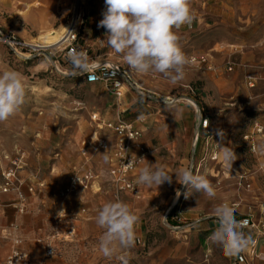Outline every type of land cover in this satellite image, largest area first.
<instances>
[{
	"label": "rangeland",
	"instance_id": "obj_1",
	"mask_svg": "<svg viewBox=\"0 0 264 264\" xmlns=\"http://www.w3.org/2000/svg\"><path fill=\"white\" fill-rule=\"evenodd\" d=\"M197 1L204 7L196 12L198 21L191 33H179V44L187 57L211 54L214 70L188 65L185 78L173 84L158 73H137L123 59L114 60L118 56L105 41L97 43L99 60L120 64L135 87L121 81V90L129 88L136 95L142 90L144 95L138 96L146 114L168 116L165 105L159 103L166 96L193 111L185 124L181 153L169 159L158 152L171 167V183L130 200L108 183L109 159L105 161L104 156L110 152L95 150L90 142L94 134L107 143L113 141L111 131L99 128L91 115L118 120L116 106H107L115 96L109 90L107 97L108 87L102 82L97 87L85 82L64 57L62 45L55 49L35 43L41 32L55 29L64 34L72 10L61 9L60 0H0V29L40 47L38 54L27 57L12 54L0 44V72L20 73L26 88L20 110L0 122V184L2 171L23 153L19 190L25 200L20 211L14 189L0 193V260L19 239L20 246L31 254L32 264H123L116 258L120 255L129 264H232L220 246L210 239L202 244L196 237L197 226L216 219L214 208L220 204L230 206L235 219L250 217L253 225L246 236L264 242V156L253 151L264 144V75L253 76L256 69L248 72L249 68L245 71L247 67L237 64L231 71L225 67L229 61L238 63L241 57L242 63L264 62V0ZM81 14L83 29L92 11L82 10ZM97 31L106 37V29L97 26ZM230 45L238 46L241 53L227 60ZM248 76L258 77L253 87L246 83ZM105 97L109 98L106 102ZM197 108L207 114L206 129L194 126ZM135 115L125 112L119 119L131 123ZM255 124L262 128L260 132ZM249 134L253 140L245 138ZM150 136L149 131L144 132L145 141L155 147L156 139ZM226 149L236 154L232 167L224 159ZM211 152L216 153L215 160H211ZM180 167L204 176L214 186L215 197L191 188L186 195L187 187L176 180L175 170ZM84 172H91L94 178L88 186L60 198L59 190ZM30 185L37 190L29 192ZM117 198L127 203L139 220L134 246L123 251L117 247L108 259L99 250L103 229L95 221L103 204ZM46 243L55 248L50 257L44 255ZM256 251L259 258L253 256L255 264H264L258 246Z\"/></svg>",
	"mask_w": 264,
	"mask_h": 264
},
{
	"label": "clouds",
	"instance_id": "obj_2",
	"mask_svg": "<svg viewBox=\"0 0 264 264\" xmlns=\"http://www.w3.org/2000/svg\"><path fill=\"white\" fill-rule=\"evenodd\" d=\"M105 4L106 11L98 27L106 29L105 43L131 69L140 74H161L173 84L185 78L190 59L181 49L177 30L194 20L191 0H105ZM68 58L77 66L83 60L78 52H70ZM25 97L26 88L21 74L14 70L0 72V122L14 116L25 103ZM253 151L264 156V144L254 147ZM104 159L107 161V155ZM224 159L232 167L236 154L226 149ZM175 175L177 182L187 187L186 195L190 194L191 188L209 198L215 197L214 186L204 176L194 174L191 168L181 169ZM171 181L172 175L162 166L150 165L139 169V184L158 187ZM214 215L218 227L210 240L220 246L225 255L235 256L254 243L251 236L242 231L243 222L235 219L230 206L217 205ZM138 220L129 205L118 198L103 204L95 222L103 229L98 247L105 258L111 259L117 247L123 251L134 246ZM116 258L123 264H129L123 255Z\"/></svg>",
	"mask_w": 264,
	"mask_h": 264
},
{
	"label": "built area",
	"instance_id": "obj_3",
	"mask_svg": "<svg viewBox=\"0 0 264 264\" xmlns=\"http://www.w3.org/2000/svg\"><path fill=\"white\" fill-rule=\"evenodd\" d=\"M86 0H74L72 6L71 17L68 22L65 35L62 38V46L64 50V57L67 61H70L68 54L70 52H78L82 55L83 60L81 65L76 66V72L81 76H84L85 82H102L115 98L119 99L123 91L121 90V81L126 82L128 86H132L130 82L129 75L119 64L108 63V62H92L89 59V54L85 48H82V45L79 41V32L82 25L81 21V11ZM0 44L4 45L8 50L15 55H26L30 57L31 55H36L40 52V47H34L24 42L21 39L16 38L14 35L4 32L0 29ZM191 64H198L203 67L205 70L211 71L215 69L213 64L212 55L204 54L200 56H189ZM71 62V61H70ZM235 66L234 62H227L225 67L228 71H231ZM264 78V76H263ZM258 77L246 78V83L249 87H253ZM140 94H143L142 90L139 91ZM177 99L174 97L164 98V102L172 104ZM198 128L206 129L208 126V118L206 112L204 113L201 109L196 110ZM91 120L98 122L102 127L112 131L115 135V144L112 148V157L110 159L109 170L107 171L108 183L115 187L117 193H130L134 198L140 197V192L138 185L133 180V172L135 168L152 152V148L143 144L141 141V131L134 127L129 122L124 120L116 121H103L97 114L91 115ZM98 124V125H99ZM255 129L257 132L262 130L257 124H255ZM90 137L92 142L93 149H107L109 147L108 143L99 139L96 134ZM246 139L253 140L251 134L245 136ZM84 151V149H83ZM211 160L217 158L215 152H211ZM24 154L22 153L18 158L14 159L11 162L10 167L5 168L2 171V183L0 184V193H6L10 190H15L18 195L20 211L25 208V200L23 194L19 190L21 185V180L19 179V172L22 169V159ZM143 158V160H141ZM93 175L91 172H84L81 175L73 176L70 179L68 184L62 188L58 195L60 198L65 199L71 194L75 193L79 189H85L88 184L93 180ZM38 187H41L40 184ZM37 188L34 186H29L28 191L34 192ZM251 218H241L238 219V222H243V228L252 226ZM21 241L19 239L14 240L13 248L10 250L9 254L0 261V264H31V258L29 253L24 250L21 246ZM45 257H50L54 254L53 246L50 243H46L43 247ZM250 256H257V251L255 247V241L249 246L248 255L240 252L235 255L233 264H243L246 262V258Z\"/></svg>",
	"mask_w": 264,
	"mask_h": 264
},
{
	"label": "crops",
	"instance_id": "obj_4",
	"mask_svg": "<svg viewBox=\"0 0 264 264\" xmlns=\"http://www.w3.org/2000/svg\"><path fill=\"white\" fill-rule=\"evenodd\" d=\"M60 1H61V3H60L61 9L72 10L73 0H60ZM198 3L199 2L197 0H191V8H192L193 13H194V20L190 25H184L179 30H177V35H179V33H181V32H183V33L190 32L191 33V31L193 30L194 24L198 21L197 20L198 17H197L196 12L198 11V9L201 10L204 7V4H201V3L198 4ZM87 6H89V7H87ZM82 10H83V12L85 11V13H88V11L91 10L92 15L89 18L85 19L88 21H87L86 25H84L83 29H81L82 27L80 28L79 41L82 45V48H85L87 50V52L89 54V59L92 62H97V61L102 62V60H99L100 57H97V51H98L97 50V43L103 42L106 39V37L104 35H102L101 33H98L97 26L99 24V21L101 19H103V13L106 11L105 0H86L83 7H82ZM110 52H112V50ZM237 52L241 53L240 48H238V46H236V45H230L227 60H230L231 58H234V59L237 58V57H235V54ZM239 53H237V56ZM204 54H208V53H203V54H198V55L197 54H191L190 56H200V55H204ZM117 56L118 57L113 58V59L116 61L122 60L121 56H119V55H117ZM188 58H189V56H188ZM241 58L238 61V63L237 62L235 63V66L237 64V66L239 68L242 67L243 69L245 67H247V68H245V71H247L249 68L248 72H250V69H253L251 72H254V69H256L257 72H255L253 74V76H256L259 74L264 75V62H260L257 64H251L249 62L248 63H245V62L242 63ZM214 64H215V62H214ZM189 66L196 68V69L205 70L203 67L199 66L198 64H191L190 63ZM97 83H99V82H93V83H88V84L97 87ZM136 86L138 88L139 87L142 88V85L140 83H137ZM131 88L135 89L134 86H131ZM128 89L129 88H125V91H123L122 96L119 99L115 98L116 100L113 101L112 103L108 104L107 106L109 107V109L113 108L114 105L116 106V108H117V112H116L117 119H119L120 115L122 116V114L125 112L127 114H129L130 112H133L134 114H136L134 119L131 120V124L134 125L135 128H137L141 131V134H142L141 141L143 142V144L150 146L153 150V154L151 153V155L149 154L148 156H146V158L136 167V169L133 172V180L138 185L140 197L134 198L130 193L124 192V194H125L124 196L129 198L130 200H131V198H132V200H138V199H141L142 196L145 194L148 195V194L155 193L157 191V189H159L161 186L160 185L158 187H156V186L149 187V186L139 184L138 183L139 169L141 167H144V166L159 165V166L164 167L167 172L171 170V167L169 166L168 161H165L164 157L159 155L158 152H160V151L163 152V154L167 155L169 159H174V157L178 156L181 153L182 147L184 146V142H185V132H186V128H187V127H185L186 126L185 124L188 122V119L191 117V113L193 111L190 108H186V106L179 104V102L177 100L170 105L165 104L166 102H164V101H160L159 103L162 105H165V108H167V112H169L168 116L164 115V116L157 117L153 113H147L146 114V112H144V108H141L144 105L142 102V98L138 96V95H144V94H140L139 93L140 90H139V91H137L138 95H136L135 92L130 91ZM109 90L110 89L107 90V92H106L107 94H108ZM107 97H109V94ZM147 97L152 98V96H147ZM166 97H162V98H166ZM108 99L109 98L105 97L104 102H106ZM103 121H105V120L103 119ZM107 121H110V120H107ZM126 122L130 123V121H128V120H126ZM144 124H145V126H144ZM194 126L196 129L198 128V120L197 119H196V123ZM98 127L104 128L100 124L98 125ZM148 131H149V133H151L150 137H152L153 139H156V143H154L155 147H153L150 143H148L147 140L145 141L144 132H148ZM111 133H112V131H111ZM195 133H196V131H195ZM114 142H115V135L113 134V141H108L109 147L107 149H104V150L110 152L109 156H108V159H109L108 164H110V159L112 157V148H113V144H115ZM181 168L182 167H180L178 170L176 169L175 173H177L179 170H181ZM236 220H238V219H236ZM217 227H218L217 219H213L211 221H208V222H206V224L200 223L197 226V231H198L197 233L198 234H196L197 235L196 237L198 238V240L202 244H206L207 241L210 239L212 232ZM250 227H252V226H249V227L244 228L242 230L245 235L248 233L246 231L249 230ZM253 241H255V247L257 248V246H258L259 256H261V255L264 256V242H258V240L256 238ZM31 248H33L34 250L37 249L36 246H31ZM248 251H249V247L245 251H242V253L245 255H248ZM263 256H262V258H263ZM228 257L234 263V257L235 256H228ZM255 257H257L256 259L259 258L258 256H255ZM30 258H31V254H30ZM252 258L253 257L248 256L246 258V262H244L243 264H255L257 260L252 259ZM31 264H32V262H31Z\"/></svg>",
	"mask_w": 264,
	"mask_h": 264
},
{
	"label": "bare ground",
	"instance_id": "obj_5",
	"mask_svg": "<svg viewBox=\"0 0 264 264\" xmlns=\"http://www.w3.org/2000/svg\"><path fill=\"white\" fill-rule=\"evenodd\" d=\"M64 35L65 34L60 33L59 30L58 31H56L55 29L48 30L45 32H41V34H39L35 38V43H37L40 47L54 46V48L57 49L61 47L62 38Z\"/></svg>",
	"mask_w": 264,
	"mask_h": 264
},
{
	"label": "trees",
	"instance_id": "obj_6",
	"mask_svg": "<svg viewBox=\"0 0 264 264\" xmlns=\"http://www.w3.org/2000/svg\"><path fill=\"white\" fill-rule=\"evenodd\" d=\"M81 76H82V75H81ZM81 76H80V77H81ZM82 78H83V80L85 81L84 76H82ZM168 216H169V215H168Z\"/></svg>",
	"mask_w": 264,
	"mask_h": 264
}]
</instances>
